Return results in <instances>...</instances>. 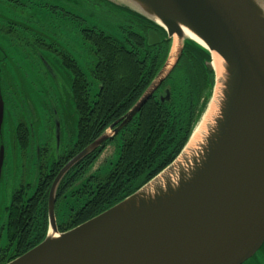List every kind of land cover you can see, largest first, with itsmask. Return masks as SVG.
<instances>
[{
  "label": "water",
  "instance_id": "obj_1",
  "mask_svg": "<svg viewBox=\"0 0 264 264\" xmlns=\"http://www.w3.org/2000/svg\"><path fill=\"white\" fill-rule=\"evenodd\" d=\"M102 1L159 25L171 41L177 35L181 43L174 62L185 41L192 40L208 51L207 66L215 75L211 53L216 52L225 63L223 88L215 92L214 77L203 114L168 166L108 209L59 232L53 215L58 184L106 135L85 147L51 184L46 237L6 264H242L252 259L264 244V0ZM183 28L197 38L184 35ZM161 78L116 131L139 111ZM212 105L201 156L175 181L156 186Z\"/></svg>",
  "mask_w": 264,
  "mask_h": 264
},
{
  "label": "flooded vegetation",
  "instance_id": "obj_2",
  "mask_svg": "<svg viewBox=\"0 0 264 264\" xmlns=\"http://www.w3.org/2000/svg\"><path fill=\"white\" fill-rule=\"evenodd\" d=\"M103 3L102 0H0V264L12 261L45 238L50 225V187L68 162L106 135L96 149L73 163L60 180L53 202L58 230L74 227L80 209L92 198L86 193L87 188L92 193L105 185L106 182L98 179H104L105 173L120 161L133 119L146 102L152 97L161 105L174 102L175 93L164 81L178 59L131 120L116 131L123 116L134 105L125 114L113 118L102 133L86 145L79 134L80 115L75 100L80 99L75 97L77 93L71 94L77 116L76 130L70 136L65 135V109L59 87L48 74V57L69 70L72 92L73 87L82 82L88 103L93 106L104 93L103 78L113 75L117 67L115 62L105 66L98 64L93 41L96 35L109 37L126 49L136 45L138 38H143L148 47L162 42L163 30L141 18L115 12ZM105 18L122 20L118 28L127 33L123 39L95 23L90 24L94 21L103 24ZM124 23H127L125 27ZM70 31L77 37L74 46L67 43L66 32ZM81 51L89 57L83 66L71 56ZM164 66L165 63L152 82ZM110 146L114 147L111 159L107 161L105 157L104 164L97 165ZM124 189L121 187L120 191ZM242 264H264V257L257 255Z\"/></svg>",
  "mask_w": 264,
  "mask_h": 264
},
{
  "label": "trees",
  "instance_id": "obj_3",
  "mask_svg": "<svg viewBox=\"0 0 264 264\" xmlns=\"http://www.w3.org/2000/svg\"><path fill=\"white\" fill-rule=\"evenodd\" d=\"M137 18L164 31L161 45L148 47L143 38H138L136 45L126 49L109 37L96 35L93 41L98 64L105 66L115 62L116 72L103 78L104 93L93 106L88 103L82 82L73 87V92L71 88V94L77 93L75 97L80 99L75 103L80 115L79 134L84 145L98 137L113 118L125 114L136 103L168 58L171 39L166 31L145 18ZM209 61L210 55L205 48L192 40L185 41L177 63L164 81L175 93L174 102L161 105L153 97L146 102L133 119L132 131L125 140L120 161L105 173L104 179L99 178L101 175L97 177L106 182L105 185L92 193L87 188L86 193L92 198L80 209L79 218L72 226L138 190L180 154L212 95L215 75L207 66ZM121 187H125L124 192L120 191ZM71 228L60 227L58 231Z\"/></svg>",
  "mask_w": 264,
  "mask_h": 264
},
{
  "label": "rangeland",
  "instance_id": "obj_4",
  "mask_svg": "<svg viewBox=\"0 0 264 264\" xmlns=\"http://www.w3.org/2000/svg\"><path fill=\"white\" fill-rule=\"evenodd\" d=\"M103 4L105 5V3H103ZM107 6L115 12L124 13L121 10H116V9L112 8L110 5H107ZM121 22H122V20L114 19V20L110 21L109 19L105 18L103 24L102 23L99 24L96 21L90 22V24L95 23V25L99 26V28L104 29L105 31L109 32L110 34H112L116 38L123 39V35H126L127 33L121 31L120 28H118V23H121ZM126 24L127 23H124V27ZM66 37H67V43L70 44V46H74L75 45L74 39L77 40V37L74 35V33L72 31L66 32ZM76 46L78 47V43ZM83 46H85V45H83ZM71 56L81 66H83L82 63L86 62L89 59V57H88V55H86L85 51L76 52L75 54H71ZM47 59H48L47 60L48 61V68H47L48 74L50 77L51 76L54 77V79H55V81L59 87V92H60V96H61V104L65 109V115H66L65 135L70 136L76 130V126H75L74 121L77 118L76 113H75L74 104H73L72 99H71L70 73H69V70L63 69L61 67V65H59L57 62H54L51 56L48 57ZM174 61H175L174 59H171V57H169V59L167 61L168 66H166L167 68H165L163 70V72L159 78L163 77L167 73V71L173 65ZM159 78H157L155 80V82L158 81ZM113 150H114L113 146H110L109 148H107L104 156L100 159V161L97 163V165L98 164L103 165L104 161H105V159H104L105 157H108L107 161L110 160L112 157ZM107 161H106V163H107ZM257 255H261L262 257H264V244H263L262 248L259 249L255 253V256H257Z\"/></svg>",
  "mask_w": 264,
  "mask_h": 264
},
{
  "label": "bare ground",
  "instance_id": "obj_5",
  "mask_svg": "<svg viewBox=\"0 0 264 264\" xmlns=\"http://www.w3.org/2000/svg\"><path fill=\"white\" fill-rule=\"evenodd\" d=\"M184 35H189L194 38H197L193 33L189 30L183 28L182 29ZM175 43V44H174ZM180 38L177 35L172 37V47H171V58L174 59L176 52L180 47ZM212 57V64L215 68V77H216V90L217 88H223V81L225 79V63L224 60L216 53H211ZM221 81V82H220ZM211 110L205 120L197 127L195 133L192 135L191 139L189 140L187 146L183 150V153L178 157L176 162L173 164L172 168L167 172L162 173L160 176L157 177L156 186H164L166 183L175 181L177 179V175L179 171H186L193 162L198 159L202 152L203 148L206 145V136L208 135L207 132V121L208 119L214 114L215 107L214 105L211 106ZM211 113V114H210Z\"/></svg>",
  "mask_w": 264,
  "mask_h": 264
}]
</instances>
